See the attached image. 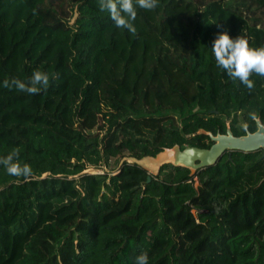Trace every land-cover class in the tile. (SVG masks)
<instances>
[{
  "label": "trees",
  "instance_id": "16d2710c",
  "mask_svg": "<svg viewBox=\"0 0 264 264\" xmlns=\"http://www.w3.org/2000/svg\"><path fill=\"white\" fill-rule=\"evenodd\" d=\"M98 3L0 0V157L19 148L33 170L24 180L0 165V264H135L141 253L148 264H264L262 149L199 170L197 190L181 166L147 181L140 165H118L209 148L200 129L254 132L253 111L264 122V77L252 73L250 91L211 49L221 32L264 47V0H158L137 6L135 34ZM35 70L50 77L39 94L3 87Z\"/></svg>",
  "mask_w": 264,
  "mask_h": 264
},
{
  "label": "clouds",
  "instance_id": "9594fccd",
  "mask_svg": "<svg viewBox=\"0 0 264 264\" xmlns=\"http://www.w3.org/2000/svg\"><path fill=\"white\" fill-rule=\"evenodd\" d=\"M98 6L101 11L109 13L117 28L127 29L135 34L137 30L133 22L137 17V6L141 9L153 10L158 6V0H99ZM211 49L217 66L225 70L231 78L242 82L250 91L255 87L250 79L251 74L256 73L264 77V47H250L246 37L240 35L233 39L227 32H221L214 39ZM49 83L48 73L35 70L27 82L16 78L5 79L3 87L8 89L14 87L19 92L34 95L46 90ZM249 118L259 123L260 118L256 112H250ZM19 153V148H14L7 156L0 157V165L4 166L8 175L28 180L33 175V170L29 164L20 163ZM135 264H148L147 253L137 256Z\"/></svg>",
  "mask_w": 264,
  "mask_h": 264
},
{
  "label": "water",
  "instance_id": "95a60500",
  "mask_svg": "<svg viewBox=\"0 0 264 264\" xmlns=\"http://www.w3.org/2000/svg\"><path fill=\"white\" fill-rule=\"evenodd\" d=\"M77 14L75 13L71 23H74ZM197 134H204L209 137L212 144L209 148H198L187 146L181 148L178 144L170 148H164L154 156H143L139 159L132 158L133 162L140 165L148 172L147 181H150L151 175L156 176L160 169L166 165L181 166L189 169L190 176H193L194 187H199L196 173L204 168L215 165L225 152L241 151L244 153L255 152L264 149V122H256L254 132L247 131L245 135L234 136L230 130L229 123L225 134L217 133L213 135L209 131L200 129ZM192 213L196 215L195 210Z\"/></svg>",
  "mask_w": 264,
  "mask_h": 264
},
{
  "label": "rangeland",
  "instance_id": "374dc122",
  "mask_svg": "<svg viewBox=\"0 0 264 264\" xmlns=\"http://www.w3.org/2000/svg\"><path fill=\"white\" fill-rule=\"evenodd\" d=\"M236 116L238 118V121H237V124H241V114L240 113H236ZM125 160H127L128 162H133V159L132 157H123L120 162L118 163V165H121L122 162H124ZM117 166V163H114L112 162L110 164V166L106 167V166H100V167H89L87 168L86 172H93V173H96V172H111L115 167Z\"/></svg>",
  "mask_w": 264,
  "mask_h": 264
},
{
  "label": "flooded vegetation",
  "instance_id": "af4514ba",
  "mask_svg": "<svg viewBox=\"0 0 264 264\" xmlns=\"http://www.w3.org/2000/svg\"><path fill=\"white\" fill-rule=\"evenodd\" d=\"M217 133H218V132H217ZM225 133H226V132H225ZM225 133H220V134H225ZM262 150H263V154H264V149H262ZM231 152H232V151H230V152H229V151H228V152H225L223 155L226 154V155L228 156V158H230V157H231Z\"/></svg>",
  "mask_w": 264,
  "mask_h": 264
}]
</instances>
